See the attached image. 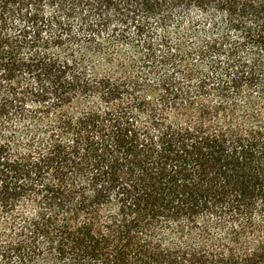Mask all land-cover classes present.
I'll list each match as a JSON object with an SVG mask.
<instances>
[{
  "label": "trees",
  "instance_id": "trees-1",
  "mask_svg": "<svg viewBox=\"0 0 264 264\" xmlns=\"http://www.w3.org/2000/svg\"><path fill=\"white\" fill-rule=\"evenodd\" d=\"M0 264H264V0H0Z\"/></svg>",
  "mask_w": 264,
  "mask_h": 264
}]
</instances>
